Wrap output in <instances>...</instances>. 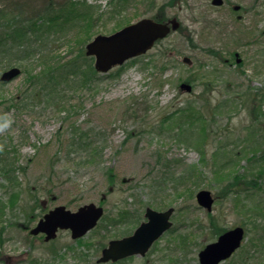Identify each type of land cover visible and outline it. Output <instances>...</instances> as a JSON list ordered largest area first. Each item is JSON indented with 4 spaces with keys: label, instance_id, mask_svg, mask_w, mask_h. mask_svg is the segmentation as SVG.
Returning <instances> with one entry per match:
<instances>
[{
    "label": "rangeland",
    "instance_id": "1",
    "mask_svg": "<svg viewBox=\"0 0 264 264\" xmlns=\"http://www.w3.org/2000/svg\"><path fill=\"white\" fill-rule=\"evenodd\" d=\"M112 1L87 0L99 8L94 19L101 14L94 27L99 33L92 38L120 30L103 15L113 10ZM211 1L176 0L174 7L164 8L163 0H156L153 10L143 0L135 3L124 12L130 24L155 12L165 17L164 22L176 19L178 30L144 56L98 73L86 86L75 79L59 86L60 96L41 94L23 101L32 76L48 70L52 59L63 63L78 57L80 37L69 44L68 37L52 35L58 39L56 50L25 62V72L0 87V118L13 121L0 132V152L7 151L20 168L18 185L6 181L0 171V201L6 204L2 221L29 226L5 232L0 254L12 257L13 264H96L110 240L130 235L149 207L160 212L174 208L171 230L145 257L118 264H200L198 254L207 244L243 222L248 231L241 248L221 264H264V233H254V224L263 226L264 217L248 219L221 191L211 213L199 207V190L216 197L220 189L207 169L202 168L198 186L173 181L200 165L197 149L204 144L208 158L216 147L222 161L238 157L225 173H241L250 155L244 140L249 138L247 127H252L251 112L256 106L264 112V0H224L220 7ZM238 5L246 12L242 20L233 11ZM187 57L191 62L185 65ZM16 61L20 60L1 61L0 75L11 68L7 63L16 66ZM78 61L84 64L83 58ZM217 107L220 110L213 109ZM199 117L210 124L205 143L178 136L184 129L195 138L201 136ZM261 126L259 141L264 142ZM83 131L99 141L97 147L103 146L104 158L98 163L83 164L81 151L66 147ZM257 198L264 203L263 192ZM89 203L101 205L105 213L84 238L74 241L69 231H59L55 241L45 244L43 235H29V229L56 206L75 212Z\"/></svg>",
    "mask_w": 264,
    "mask_h": 264
},
{
    "label": "trees",
    "instance_id": "2",
    "mask_svg": "<svg viewBox=\"0 0 264 264\" xmlns=\"http://www.w3.org/2000/svg\"><path fill=\"white\" fill-rule=\"evenodd\" d=\"M139 1L142 0H113L114 5L110 8L113 10L110 12L105 11L103 15H107L106 20L108 22H114V30L121 29V26L130 24L129 20H127L128 18L124 15L125 10L131 8V6ZM143 1L149 4L151 10L156 6L154 5L156 0ZM175 1L163 0L162 7H174ZM98 11L99 8L87 3V0H0V62L6 61V58L9 60L11 58L18 59L20 61H16V64L20 66L22 72H25V68L27 67L25 62L27 63L31 59H35L37 55L42 56L44 52L51 54V52L56 50L53 45L57 44L58 39L50 38L52 35H62L63 38L68 37L69 44H71L74 38L80 37L79 42L76 43L78 45V57L70 58V60L63 63L61 61L54 62L52 59L48 63V66H46L49 67L48 70L43 71L42 74L39 73L38 76H32L29 81L30 88L25 92L23 101L29 100V98L37 99L41 94L49 97L52 95L60 96L59 86L61 84L68 85L69 83H74L75 79H78V83L81 86H86L89 81L96 78L95 76L98 73L94 70L92 59L85 55L84 47L90 42L94 34L99 33H94L95 21L96 19L100 20L101 17L100 14L94 19V15ZM122 14L124 17H122ZM159 14L155 15V12H153L151 18L164 23L165 17ZM62 36H59V39ZM77 58H83L82 62L84 64H79ZM40 59H43V57ZM7 65H10V67L14 66L10 63H7ZM2 85L3 83L0 82V87ZM208 104L210 105L211 102ZM213 109L220 110L219 107ZM181 112L179 114H182ZM198 114L201 117L203 116L201 111ZM251 114L254 118L252 123L255 122L254 125L257 127H254L252 123L251 126L254 127L253 131L251 129L252 127H247L249 130L247 137L249 138L244 140V144L248 142L249 147L245 149L250 155L246 157L247 166L243 167L241 173L236 172L234 176L225 173L233 168L234 161L238 157L233 158L230 156L222 161L220 160L221 154L218 152L219 149L216 147L212 153V157L208 158V152L205 150L206 144H204L197 149V152L201 156L200 165L198 167H192L191 170L182 173L181 176L173 181L177 185L198 186L199 179L204 175L202 168L207 169L208 173L212 174L213 180L220 185L219 191L215 193V202L221 191L235 208L243 212L248 219L252 218L255 221L260 217H264L263 200L257 198L261 192L264 193V142L259 141V135L263 131L261 124H264V112H262V108L256 106L253 108ZM182 116L184 115L182 114ZM201 117L198 119L203 124L201 136H196L195 138V133L187 131L186 129L181 130L178 136H181L188 142L195 140V142H200V144L205 143L210 135L208 131L210 124L207 120L205 123V120ZM75 136L77 138H73L72 141L67 142L66 147L76 148L81 151V154L86 158L83 164L98 163L104 158L103 146L97 147L96 144L99 141L97 142L96 139L93 140L88 131L77 132ZM242 151H244L243 148ZM234 152L232 151V153ZM0 153V163L2 164L0 171L2 172V177L9 183L18 185L19 182L16 173L20 168L16 166V161L9 157L10 154L7 151ZM5 207L6 204L1 200L0 246H3L6 240L3 237L5 232H8L6 230L7 226H13L14 224V222L6 224L5 221H2V211L4 212ZM13 207L14 205L11 206V209ZM242 226L244 228L247 227L244 222ZM254 226L256 229V231L254 229V233L259 230L264 233V225L258 224L256 226L254 224ZM28 227L22 225L23 230H27Z\"/></svg>",
    "mask_w": 264,
    "mask_h": 264
},
{
    "label": "water",
    "instance_id": "3",
    "mask_svg": "<svg viewBox=\"0 0 264 264\" xmlns=\"http://www.w3.org/2000/svg\"><path fill=\"white\" fill-rule=\"evenodd\" d=\"M213 6H222L223 0H212ZM240 7H234L238 11ZM176 19L169 23H159L154 19L142 18L137 22L121 27L120 30L111 35H97L85 46L86 56L92 57L96 72L108 73L113 67L122 66L126 61L134 57L142 56L154 46L158 40H163L171 32L178 29ZM190 64L187 57L183 60ZM21 73L20 68H11L1 75L2 83H9ZM182 88L191 90L190 85L182 84ZM198 206L207 212H212L214 197L208 190L196 193ZM174 208L158 212L153 208H147L143 221L129 237L120 240H111L104 248L97 263H115L124 258L132 256H145L153 244L172 227L171 216ZM104 210L101 206L89 203L71 212L64 206H57L48 211L30 230L32 236L43 234L45 242L56 239L57 231L69 230L73 240L84 237L88 231L94 229L103 216ZM244 229L241 226L228 230L218 236L216 242L209 243L205 249L199 252L200 264H219L235 253L244 240Z\"/></svg>",
    "mask_w": 264,
    "mask_h": 264
},
{
    "label": "flooded vegetation",
    "instance_id": "4",
    "mask_svg": "<svg viewBox=\"0 0 264 264\" xmlns=\"http://www.w3.org/2000/svg\"><path fill=\"white\" fill-rule=\"evenodd\" d=\"M236 13H238V15H237V20H242L243 19V15L241 14V13H246L244 10H243V7L242 6H240V8L238 9V11H236ZM51 200L52 201H54L55 200V197L53 198H51ZM43 205V204H42ZM17 229H20V230H22V225H19V224H17V223H15L14 222V224H13V226L12 225H8L7 226V228H6V230L7 231H9V230H14V231H17ZM224 233V232H223ZM132 234V233H131ZM130 234V235H131ZM130 235H127V236H130ZM70 236H71V233H70ZM123 237H126V236H123ZM123 237H120V238H123ZM57 238V237H56ZM82 238H84V237H81V238H78L77 240H74V241H78L79 239H82ZM71 239H72V237H71ZM56 239H54V240H51L50 242H53V241H55ZM73 240V239H72ZM114 240H119V239H114ZM47 243H49V241L47 242ZM150 252V251H149ZM148 252V253H149ZM147 253V254H148ZM146 254V255H147ZM145 255V256H146ZM145 256H142V257H140V256H132V257H139V258H143V257H145ZM132 257H129V258H124V259H121L120 261H117V262H115V263H113V264H118V263H121V261H125V260H127V259H131ZM12 257H6V255H4L3 253H1L0 254V264H13V260L11 259ZM226 262V261H225ZM108 264H111V263H108Z\"/></svg>",
    "mask_w": 264,
    "mask_h": 264
},
{
    "label": "clouds",
    "instance_id": "5",
    "mask_svg": "<svg viewBox=\"0 0 264 264\" xmlns=\"http://www.w3.org/2000/svg\"><path fill=\"white\" fill-rule=\"evenodd\" d=\"M0 121H2L0 122V132L8 130L11 127V124L13 123L11 118L7 116L0 118ZM0 150H2V146H0Z\"/></svg>",
    "mask_w": 264,
    "mask_h": 264
}]
</instances>
